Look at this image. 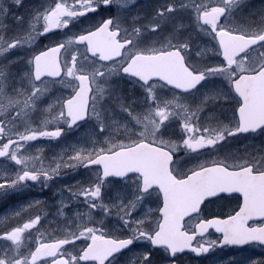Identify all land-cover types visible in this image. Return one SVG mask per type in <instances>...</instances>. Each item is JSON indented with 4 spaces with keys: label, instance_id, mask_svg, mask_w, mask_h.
Masks as SVG:
<instances>
[{
    "label": "snow or ice",
    "instance_id": "obj_1",
    "mask_svg": "<svg viewBox=\"0 0 264 264\" xmlns=\"http://www.w3.org/2000/svg\"><path fill=\"white\" fill-rule=\"evenodd\" d=\"M0 161V199L81 177L0 264H264V0H0Z\"/></svg>",
    "mask_w": 264,
    "mask_h": 264
},
{
    "label": "flooded vegetation",
    "instance_id": "obj_2",
    "mask_svg": "<svg viewBox=\"0 0 264 264\" xmlns=\"http://www.w3.org/2000/svg\"><path fill=\"white\" fill-rule=\"evenodd\" d=\"M260 2L261 0H254L257 7H259ZM38 189H40L38 186H34L25 192L11 194L6 198L0 199V223H9L10 220L13 222H19L16 220V217L12 215V210L14 208L19 210V206L25 204V201L33 197L34 193L37 192ZM237 203L238 201L233 199L231 201V206L235 207ZM30 214L32 213H29V215ZM250 223L252 222L250 221ZM256 223H260V218H256ZM210 238H216L215 234H213ZM249 252L254 253V258H259L261 249L256 246L253 249H250ZM230 255H234L232 250L225 249L222 252H218L216 256L208 257H197L195 254L186 253L181 256V260L183 261V264H214V262L219 263L221 260H227Z\"/></svg>",
    "mask_w": 264,
    "mask_h": 264
},
{
    "label": "rangeland",
    "instance_id": "obj_3",
    "mask_svg": "<svg viewBox=\"0 0 264 264\" xmlns=\"http://www.w3.org/2000/svg\"><path fill=\"white\" fill-rule=\"evenodd\" d=\"M47 144H48V141L44 140V141H40V142H35L34 146L35 147H40V146L47 145ZM50 146L51 147H55V144L53 143ZM0 162H2V161H0ZM80 178L81 177H75L73 179L59 180V181H57V184L53 186L52 190H48V189L41 190V189H38L37 192L34 193V196L31 197L29 200H44V201H47L49 204H52V203L55 202V200L53 199V195H54V192H55V188L57 186H60V185L66 184V183H74L76 179H80ZM55 199H60V197L57 196V197H55ZM12 222L13 221L10 220L9 223H0V228L5 227L6 225H8V224H10ZM49 231H51V229H49ZM216 263H218V262H216Z\"/></svg>",
    "mask_w": 264,
    "mask_h": 264
}]
</instances>
